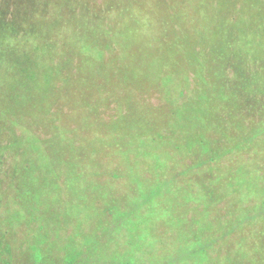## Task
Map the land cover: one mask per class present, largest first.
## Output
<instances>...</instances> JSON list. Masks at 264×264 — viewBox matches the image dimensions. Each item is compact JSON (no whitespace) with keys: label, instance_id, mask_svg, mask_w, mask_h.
<instances>
[{"label":"trees","instance_id":"1","mask_svg":"<svg viewBox=\"0 0 264 264\" xmlns=\"http://www.w3.org/2000/svg\"><path fill=\"white\" fill-rule=\"evenodd\" d=\"M5 1L8 7L13 5L12 1L19 3L14 12L16 24L19 14V18L26 19L33 16L35 11L40 12L38 16L40 20L42 15L48 16V20L42 21V24L39 25L40 28L48 26L45 24L46 21L63 23V16L57 15L51 20L47 11H43L49 5L51 9H58L59 13L71 9L74 15L72 22L75 20L93 22L90 16L88 18L89 11L88 15L85 10L83 11V8L90 7L92 0H83L82 8H80L81 6H72L76 4H73L76 0ZM130 1L132 2H128V6H126L125 0H103L104 4L108 2L110 6L107 10L101 9L102 14L100 12L92 13L94 22L97 24L88 23L79 26V29L84 30L82 31L84 36L80 37L84 38L86 43H81L80 46L74 45L73 48L66 46L67 51L73 54L65 56L63 48L59 52L50 50L52 56H48L47 50L41 51L44 56L41 58L44 59L48 56L47 59L50 57L55 59L56 66L51 64L49 70L45 61L37 65L36 74L34 76L27 75L30 85L18 93H14L10 86L18 87V85H22L23 80L17 79L16 73H14V77L11 76V80H8L10 83L2 82V85L5 83L9 90L2 94L0 100L6 114L12 115L13 113L14 118L21 121H24L22 118L26 117L27 109L29 110L31 105H34L31 110L36 106L39 113H42L46 118L47 112H51L54 107L62 106V104L70 105L72 108L69 110L73 113L66 112L60 107L56 114L68 113L76 117L78 113L81 117L95 116L99 121L101 120L99 115L110 107V102L116 103L115 109L118 111V115H113V118L107 121L112 123V127L118 131V134L109 133V136L111 134L112 137L108 136L105 138L106 141L102 140V143L105 142L107 147H113L108 151L110 156L117 155V158L107 162V166L103 165L105 172L109 171L108 175L112 181L104 184L91 177L95 173L93 170L99 167L100 163L93 161V158L89 160V158L96 154L95 150L105 152V146L101 142L99 147L97 144L90 145V153L79 158L74 154L78 148L72 143L61 141L60 138H58L59 141L55 139L58 131L55 122L43 123L38 117L33 124L46 126L45 130L51 132L52 135L46 142L49 144L47 153L37 149L32 151L33 155L27 157L23 150V158H18L17 162L23 160L29 166L26 170L22 168L25 165L21 166V169L16 167L15 170V175L20 170L22 172L20 174L23 176L21 193L23 196L29 197V201L55 203L51 204L52 209L49 206L47 212L53 210L52 215L54 216V212L61 215V211H63L62 215L76 219L74 222L77 225L85 220H92L93 224L97 218L96 224L106 227V223H103L104 216H106L104 212L109 211V215L115 213L118 216L123 214L126 205H128L129 209L121 226L126 231L125 236L131 242V247L136 248L138 253L132 251L130 259L127 257L123 259L125 255L119 256V261L115 260L119 262L118 264H153L152 260H147L150 254L141 253L145 239L148 238L151 242H158L156 247L163 249L161 257H158L155 251L151 253H155L156 261L161 260L164 264H208V257L202 252H192L189 247L194 238L203 236L204 240L207 234L208 242L213 240L221 242L214 250H210L211 259L214 253L222 251L224 254L225 251L228 252L231 248H236L237 258L240 262L243 261L242 264H244L245 258L254 262L252 256L241 253L242 243H245L244 238L248 236L254 243L246 242V244L252 245V250L256 249L261 252L257 256H261L264 262V235H260L264 233V230L261 232L260 228L258 232L256 228L249 230L251 229L249 225H246L247 228H245L244 224L240 223L244 215L240 204L245 198H248L250 202L253 201L257 208L259 203H264V184L261 181L264 180V168L258 169L253 176H248L245 175L246 165L240 164L241 153H249L250 148L253 151L258 149L259 156L264 155V136L253 144H251L253 140L250 137V135H254L257 127L256 118L264 117V0H204L202 3L203 15L211 12L212 3L218 1L217 8L221 12L220 16L224 21L222 25L225 28L223 30L219 28L211 31L206 30V33L201 34L199 25L197 30L199 35L192 38L191 27L183 26L184 30H180L175 36L178 39H185L183 44L181 41L175 43L172 37L162 33L163 29L159 20L165 16L169 18V12L156 11L158 24L150 20L146 21L147 16L153 15L151 13L143 14V12L148 11V7L152 4H146L145 0ZM177 1L181 4L185 0ZM30 2L32 7H26L31 6ZM111 2L114 7L111 6ZM139 2H143V4L139 5ZM237 5H241V9L236 8ZM165 6L168 8V4L165 3ZM8 7L0 9V18H2L0 25H4V19L10 15ZM73 7L79 9H72ZM110 7L112 12H108ZM239 10L245 11L247 14L242 12L238 21H244L243 17L245 16L252 22H235L234 20L237 18L235 12L238 14ZM226 13L231 15L233 22H226ZM184 15V12H178V20L184 19ZM204 20L212 22L211 15L204 16ZM105 21L118 22L117 28L113 31L114 35L100 23ZM187 21H190L188 16L185 17V22ZM240 25L243 30L240 29ZM13 27L14 29L10 33L12 37H15L18 28L15 25ZM105 28L104 33L100 34L99 32ZM238 28L245 34L249 32L248 35L252 39L244 41V37L237 33ZM32 29L36 28L32 27ZM92 29H95L94 32L89 31ZM90 34L91 39L90 36L86 39ZM108 35L112 39L107 38ZM105 38L107 41L104 40ZM199 38L201 39L199 40ZM110 41L115 44L114 48L113 44L109 43ZM200 43L203 44L201 47L203 51L207 52L205 54L207 58L205 55L202 58L201 55L200 57L195 55L198 53L196 45ZM95 44L98 47H95L94 50ZM252 52L255 54L254 56ZM180 53H183L182 57H179ZM186 54H190L189 62L182 59ZM198 64L200 66L195 72L198 85L195 87L193 98L189 96L184 101L178 95L169 98L170 87L175 84V81H180L185 85L186 95L191 93L190 75L192 72L189 66H198ZM28 73L24 72V74ZM94 86L98 87V93H95ZM156 91L164 92L166 96L164 103L155 106L148 101L145 102L149 99L148 96ZM96 94L97 99L94 102L96 105L92 107L91 102ZM144 95L145 97L142 99L141 97ZM60 96L63 97L62 104ZM246 99L249 100L248 103H246ZM101 103L103 106H98L96 109L97 105ZM14 107L15 110L9 109ZM124 108L125 111L122 112L121 110ZM100 123L105 125L107 122L100 121ZM244 124H247V127ZM9 125L11 127V123ZM240 129L244 131L241 132ZM156 134L158 135V149L155 150L160 153L158 155L160 160L155 159L158 158L155 156V160H152L155 163L154 167L132 169V163L141 162L146 158L145 153H149L147 147L143 146L141 147V156L135 157V153L140 151V147L139 150H136L134 139L140 137L145 141L144 143L148 144L151 142L148 137ZM243 144L245 145L242 146ZM253 145L255 147H252ZM63 147L67 150L65 160L69 161L65 164L71 166L66 168L71 171L64 169L59 173L60 166H58L54 173H49L47 166L49 158ZM10 148L1 149V155H5L3 152L9 151ZM87 150H84V153ZM236 155H239V160L234 163L233 157ZM3 162H0V166L4 164ZM226 162L228 166H226ZM54 163L61 165L62 161ZM87 163L92 166H86ZM202 163H205L206 166H200ZM51 164L49 163V165ZM114 164L126 165L128 169H123L127 171V175L118 178L117 172L113 168ZM224 167L227 170L225 174L211 177V169L219 170ZM146 168H150L152 171H147ZM158 168L162 174L157 179H152L151 176ZM222 172L223 170L218 171V173ZM143 173L147 174V178L141 176ZM11 174L13 176V170ZM43 175L47 179H42ZM60 177L66 180L68 191L71 193L68 194L71 198L69 200L68 197L66 204L59 198L58 189L61 188L57 185L55 178ZM160 178L162 186L158 188L161 183ZM225 190L230 194V202L234 201L237 205L239 204L237 210L232 209L231 217L226 216L223 220L217 211L215 217L213 215L207 217L205 214L203 215L204 220H201L202 216L200 215L198 218L193 217L192 222H187L184 218L186 216L184 211H188L190 206L192 209L189 212L197 211V209H193V204L197 201L200 205H204V209H208L207 199L212 200L215 192L213 200L217 204L219 202L217 198H222L218 195H223ZM41 193H48L47 199H41ZM57 201L59 202L57 203ZM212 208H209L211 213H213ZM156 209H159L162 214L160 224L164 229L167 227L171 229L175 227L178 230L187 229L191 235L187 234L186 237L182 234L178 237L170 234L161 235L157 230L156 223L152 222L157 215ZM253 217H256L258 222L262 218V216L255 215L250 216L249 219L245 217L243 221L252 224ZM11 221L13 220L11 219ZM109 223L111 222L108 221ZM195 224L199 226L201 235L194 231V234L192 233ZM104 227L100 228L101 235L105 232ZM116 227L117 225L114 228ZM21 233L24 234V232ZM98 239L99 235H93L90 241L96 242ZM101 243L97 248L98 251L103 249ZM76 245L74 244L72 248ZM57 249L54 246L50 250H35L36 257L41 258L36 264H56L55 261L59 260L55 254ZM22 257L23 255L21 259ZM115 261L114 263L117 264ZM62 262L74 264V262H67L63 259ZM106 264H112V260Z\"/></svg>","mask_w":264,"mask_h":264},{"label":"rangeland","instance_id":"2","mask_svg":"<svg viewBox=\"0 0 264 264\" xmlns=\"http://www.w3.org/2000/svg\"><path fill=\"white\" fill-rule=\"evenodd\" d=\"M10 1V0H8ZM168 4V8L165 6V3ZM204 0H185L181 4L178 3L177 0H145V3H151L152 5L148 7V11H144L143 14H152L153 16H147L145 18L146 21L156 22L157 24L160 22L162 27V33L165 36H170L173 38V41H181L182 44L185 41L183 38L175 37L177 35V32H180V30H184L182 27H191V33L192 38L197 37L199 35L197 32L199 25L201 26V34L206 33V30H213L215 28L224 29L225 27L222 25L223 19L220 10L217 8L218 1H214L212 3L213 9L211 12H207L203 15L204 8L202 6ZM126 6H128V2H132L130 0H125ZM144 2V1H143ZM143 2H139L140 4H143ZM13 5H10L8 7L5 0H0V9L9 8V14L7 18L4 19L3 22L4 25H0V100L2 99V94L9 90L6 88V85H2V82L6 81L7 83H10L8 80H11V76L14 77V73H16V78L19 80H23L22 85H18V87H12L10 86L11 90H14V93H18L21 90L26 89L30 85L29 81L27 80V75H35L36 74V67L37 65L43 63L45 61L46 67L50 70V65L56 66V60L47 59V57L51 54L52 50H57L59 52L60 49L63 50L64 56L68 54H73L72 52H68L66 46H71L73 48L74 45L80 46L81 43H86L80 36H84L83 29H79V26L92 23L97 24V22H94V15L92 13L100 12L101 9L107 10V8L110 6L107 2L106 4L103 3V0H92L90 7L83 8V11L85 10L88 15V18L90 16V19L93 20V22H80V21H71L74 17L72 14L71 9H66L63 13H59L58 9L50 8V5L46 10L49 14V17L51 20H53L54 17L57 15H61L64 18L63 23H56L52 21H46L45 24H48V26L40 28V24H42V21L48 20V16L42 15L41 20L38 17L40 15V12L35 11L33 16H29L26 19H22L18 17V23L14 22L16 19L15 8L17 9L19 6L18 2H13ZM31 3V2H30ZM76 3V4H75ZM83 0H76L72 6H78L82 8ZM112 3V2H111ZM104 5V6H102ZM114 7V4L112 5ZM26 7H32L26 6ZM44 7V6H43ZM47 7V6H46ZM58 7V6H57ZM78 7H73L72 9H79ZM236 8L241 9V5H237ZM95 10V12H94ZM112 12V8L109 9ZM159 10L160 12H169V18L166 16L157 21V14L156 11ZM168 10V11H165ZM178 12H184V19L178 20L177 14ZM242 12L246 13L245 11H238L237 18H235V22H252L250 18L243 17L244 21H238L240 18ZM155 15H154V14ZM102 14V13H101ZM115 14V13H114ZM247 14V13H246ZM211 15L212 22H206L204 20V16ZM190 17V21L185 22V17ZM0 18V22H1ZM104 19V17H103ZM114 20V17H112ZM226 22H233L232 17L230 14L225 15ZM217 21V22H216ZM53 23V24H52ZM103 25L106 26L109 31H111L112 35L114 29L117 28L116 25L118 22L113 21H105L100 22ZM17 26V35L15 37L11 36V30L14 29L13 26ZM152 25V24H149ZM34 27L36 29L31 28ZM133 27V26H131ZM240 29L243 30L242 26H239ZM102 29L99 33H104V30ZM136 28V27H134ZM96 29V28H95ZM95 29L89 30L90 32H94ZM31 30V31H30ZM193 30V31H192ZM221 30V32H222ZM242 30H237V33L239 36L244 37V41L251 40L252 37L248 35V33H244ZM236 32V30H234ZM87 33V32H86ZM88 34V33H87ZM88 36V37H87ZM85 38L88 39L91 34L87 35ZM105 37V36H101ZM107 38L112 39L110 35L107 36ZM114 38V37H113ZM201 38H199L200 40ZM104 40L107 41L105 38ZM109 43L113 44V41H110ZM95 47H98V45H94ZM115 47V44H113V48ZM203 47V44H197L196 50L198 53L195 55H201V58L207 53L203 51L201 48ZM177 48V45H176ZM43 50H47L46 53L48 54L47 57L42 59V52ZM51 50V51H50ZM108 51V50H107ZM264 52V51H263ZM253 53V52H252ZM108 54V52H107ZM255 55L254 53L252 54ZM52 56V55H50ZM177 56V55H176ZM183 53L179 54V57H182ZM108 58V55H107ZM205 58L206 55H205ZM188 62L190 61V54H186L184 58ZM199 60V59H198ZM201 60V59H200ZM58 62V58H57ZM60 64V63H59ZM26 65L24 68L23 66ZM200 64L198 66L190 65L192 75H190L191 78V93L189 95H186L187 92H184L185 85L180 83V81H175V84L170 87V94L169 98H172L175 95H178L181 100H186L190 96V98H193L195 87L198 85V82L196 80V71L198 70ZM202 66V65H201ZM203 67V66H202ZM52 70V67H51ZM24 72H29L28 74H24ZM232 75V74H231ZM20 87V88H19ZM16 88V89H15ZM98 87L94 86L93 89L95 93L98 91ZM249 89V88H248ZM247 89V90H248ZM98 93V92H97ZM251 93V92H250ZM106 95V93H103ZM145 97L142 96L143 99ZM148 100H145V102L148 101L150 104H154L155 106L161 105L166 100V96L164 95V92H153L150 94ZM97 99V94L93 98V101L91 102V106L93 107L95 100ZM61 104L63 97L61 98ZM249 100L246 99V103H248ZM29 106V105H28ZM30 109H27V115L26 117L22 118L24 121L17 120L14 118V115H7L6 111L3 109L2 104L0 103V129H1V136H0V150L4 148H9V151H4L3 154L0 153V162L4 161L0 166V236L2 237L0 239V264H36L38 263L41 258H37L36 254L37 252L35 250L43 249V250H50L56 246L57 254L56 258L59 260H56V264H65L62 262V259L67 262H74V264H106L107 262L112 260V264H115L114 261L118 260L119 256H124V258H132L131 252L134 251V253H138V250L136 248L131 247V242L129 239L127 240V237L125 236L126 231L123 229V226H121L123 220L126 218L125 214L127 212L128 205H126V209L123 212V214L116 216L115 213L112 215H109L108 212H104L106 216L105 217L104 224L105 225H98L96 224V221L98 220L96 218L94 223L92 224V220H85L81 224L77 225L74 221L76 219H71V217H67L66 215H62L63 211H61V215L57 212H54V216L52 215V211L47 212V210L50 208L52 209L51 204L55 203H47L46 201L42 202H35V201H29V197H26V195L23 196L21 193L22 191V183H23V176H20L22 173L21 170L18 174L15 175L16 167L19 169L22 168H29L28 164L26 162H23V160H18L19 157L23 158V150L26 153V156L29 157L32 154L33 150H43L42 152L47 153L48 145L46 142L49 140L50 136L52 135L51 132L46 131V126L43 127L42 125H36L33 124L36 119H41L43 123H46L47 121H54L55 126L58 127V131L56 134V140L60 138L61 141H67L72 143L76 148V151L74 154H76L79 158L85 156L88 152L90 153V145L97 144L99 147L100 142L102 143V140H105L109 136V133L118 134V131H115L112 127V123L108 122L107 120H111L114 116L118 115V111L115 109L116 103L110 102V107L106 109L105 111L101 112L99 115V119L97 120L95 116H80L78 113L75 116L68 114V113H62L56 114L58 108H63L64 111L71 112L70 108H72L70 105L64 106H56L54 107L51 112H47V117L44 118L42 113H39V109L35 106V108L31 107ZM103 106L102 103L97 105ZM88 108V107H86ZM105 109V107H103ZM10 110H15L16 108H9ZM70 109V110H69ZM119 109V108H118ZM120 110V109H119ZM79 111V110H77ZM75 111V112H77ZM122 112L125 111V108L121 110ZM240 119V116H239ZM28 120V121H27ZM100 121L107 122L105 125L101 124ZM257 127L254 132V135H250L253 144L258 139L260 140L264 136V117H257ZM263 121V122H262ZM17 122V123H15ZM31 124H30V123ZM41 122V123H42ZM11 123V127L10 124ZM247 127V124H244ZM249 125V123H248ZM65 126V127H64ZM244 129V127L242 126ZM243 129H240L241 132L244 131ZM242 135V134H241ZM112 137V135L110 134ZM109 136V137H110ZM151 142L150 143H144L143 139L140 137H136L134 139L135 145H136V151L135 157H140L141 147L145 146L147 147V150L149 153H145L146 158L142 160L141 162H134L132 163L131 168L134 170H138L141 168L152 166L154 167V162L152 160H160L158 155H160L159 152H156L155 149L157 148V138L158 135L149 136ZM147 138V139H148ZM146 139V140H147ZM255 139V140H254ZM176 140V139H175ZM174 140V141H175ZM59 141V140H58ZM106 141V140H105ZM177 141V140H176ZM175 141V142H176ZM105 146V149L103 151H97L95 150L96 154L90 156L89 160L93 158V161L99 162L100 166L95 168L91 177L93 179L107 184L110 183L112 180L109 177V171L105 172L104 166H107V162L114 160L117 158V155L114 157L110 156L108 151L110 149H113V147H107L105 142L102 143ZM249 144V146L251 145ZM243 144L242 146H244ZM14 146V147H13ZM251 147V146H250ZM252 147H255L254 145ZM88 149V150H87ZM18 150V151H17ZM84 150L85 151L84 153ZM258 149L252 150L250 148L249 153H241L242 154V160L240 164L246 165L245 175L253 176L258 169L264 168V155L259 156L257 154ZM41 152V151H40ZM88 153V154H89ZM150 154H153V156H150ZM67 156V150L65 148L58 149L57 152L52 155L49 158L48 161V172L54 173L56 168L58 166L59 173L62 172L64 169L67 171H71L69 168L71 167L66 165L65 163L69 162L65 160V157ZM158 157L155 158L154 157ZM112 157L111 159H109ZM234 163L239 160V155H236L233 157ZM55 161H62L61 165H56ZM49 163H52L49 165ZM92 166L91 164L87 163L86 166ZM195 165V164H194ZM73 166V164H72ZM200 166H206L205 163H202ZM226 166H228V163L226 162ZM74 167V166H73ZM80 167V165H79ZM113 168H115L117 172L118 178H123L127 175V171L123 168H127L124 164H114ZM128 169V168H127ZM191 169V168H190ZM226 168H222L219 170H223L222 173H218L219 170L211 169V177H219L220 175L225 174L227 170ZM12 170H13V176H12ZM147 171H152L150 168H146ZM162 173L160 172V168L156 169L155 173L151 176L152 179H157L160 177ZM144 178H147V174L143 173L141 175ZM42 179H47L46 176H42ZM57 181V185L61 188L58 189L59 191V198L62 202L65 204L68 201V194H71L70 191H68V183H66V180L63 177L55 178ZM161 181V178H160ZM262 184H264V180ZM169 183V182H165ZM162 181L158 188H161ZM215 191V190H214ZM228 191V190H227ZM17 193H19L17 195ZM42 197L41 199H47L48 193H41ZM217 194V192H216ZM215 197V192L213 195V199ZM218 197H222L221 199L217 198L219 202L215 204V200L207 199L209 204L207 205L209 208H212L213 213L209 212L208 209H204V205H200L199 201L193 204V209H197V211H190L192 207L190 206V209L187 211H184L185 215L184 218L188 221L193 220V217H201V220H204L203 215H207V217L213 215V217L216 216V212L218 211L222 219L226 216L231 217L233 214V210H237L239 208V204L237 205L234 201L230 202V194H228L225 191H223V195H218ZM71 197H69L70 200ZM59 201H57L58 203ZM232 203V204H231ZM241 207L243 210V218L240 220L241 224H244L245 228L246 225H249L251 229L254 230L256 228V231L258 232L260 228V232L264 230V203H259L258 208L254 205L253 201H249L248 198H245L243 202H241ZM233 209V210H232ZM157 215L153 218L152 222L156 223L157 230L161 235H167L170 234L172 236H179L182 234L184 237L190 236L191 233L187 231V229L178 230L177 228L171 229L170 227L163 228L160 224L161 222V213L159 209H156L155 211ZM262 216L260 221L256 219V217L252 218V224H247V221H243L246 218L249 219L250 216ZM212 217V219H214ZM11 219L13 221H11ZM108 219V220H107ZM16 220V221H15ZM224 220V219H223ZM108 221L111 223L108 224ZM258 223V224H257ZM115 225H117L116 228ZM248 226V227H249ZM101 227H104L105 232L103 235H101ZM197 232L198 235H201V230L199 229V226L195 224V228H192V233ZM21 232H24L22 234ZM97 233V234H96ZM93 235H99V239L96 242L90 241ZM246 235V234H243ZM260 235H264V233H261ZM182 238V237H181ZM248 238V236H246ZM245 243L243 244V248L241 250V253L245 255H250L255 260L252 262L250 259L245 258L244 264H264L262 261L263 259L261 256H257V254L260 255L261 252L254 249L252 250L253 246L246 244V242H250L253 244L254 242L250 240V238L246 239ZM149 239V240H148ZM145 239L144 246L141 249V253L150 254L148 256L147 260H152L153 264H164L161 260L156 261L154 258L155 253L151 254L153 251L156 252L158 257L162 256L163 249L162 247H156L158 242L154 241L151 242L150 238ZM171 241V239H170ZM102 245V251H98L97 248L99 244ZM257 243V242H255ZM264 243V242H263ZM74 244H77L74 248L72 246ZM221 244L218 240H213L212 242H208V234L203 240V236H198V238H194L193 242L189 245L192 252H202L206 257H208V264H242L241 261L237 258V249L231 248L228 252L225 251L224 254H222V251L218 253H214L212 256V259L210 257L211 251L214 250L217 245ZM63 248V250H62ZM105 249H107V252H105ZM137 251V252H135ZM221 254V255H220ZM23 255L22 259L21 256ZM35 255V256H34ZM20 258V260H19ZM35 258V259H34ZM62 258V259H61ZM204 258V257H202ZM108 259V260H107ZM243 260V258H242ZM119 261V260H118ZM118 261H115L117 264ZM19 262V263H18ZM220 262V263H219ZM166 264V263H165Z\"/></svg>","mask_w":264,"mask_h":264}]
</instances>
